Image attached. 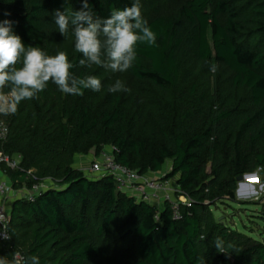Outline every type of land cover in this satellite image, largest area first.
<instances>
[{"label":"trees","instance_id":"16d2710c","mask_svg":"<svg viewBox=\"0 0 264 264\" xmlns=\"http://www.w3.org/2000/svg\"><path fill=\"white\" fill-rule=\"evenodd\" d=\"M133 2L89 5L107 18ZM164 2L142 7L157 41L139 44L134 67L120 73L134 87L127 99L108 91L100 66L80 68L73 37L58 32L55 10H79L81 0H0V20L13 21L26 46L64 51L76 75L102 82L101 91L82 96L49 82L15 115L1 116L9 130L3 152L21 157L13 186L29 187V170L53 185L32 202H14L11 239L0 255L35 254L40 264H264V240L212 212L236 202L238 177L264 173V0H186L146 15ZM104 147L139 176L158 174L169 161L164 180H174L188 201L182 218L173 220L166 203L159 208L117 191L110 176L90 178L74 166L75 156H99Z\"/></svg>","mask_w":264,"mask_h":264},{"label":"clouds","instance_id":"9594fccd","mask_svg":"<svg viewBox=\"0 0 264 264\" xmlns=\"http://www.w3.org/2000/svg\"><path fill=\"white\" fill-rule=\"evenodd\" d=\"M81 5L79 10L66 7L53 14L60 35L67 38L71 34L75 51L82 54L80 68L96 65L113 73H123L134 67L139 44H156L157 34L144 18L140 0L123 9H112L107 18L95 15L89 0H81ZM12 25L11 20H0V116L15 115L22 102L37 99L49 82L65 95L82 96L84 90L101 91L99 77L73 72L77 65L69 60L66 52L49 55L39 46H26ZM108 91L117 93L127 89L117 79ZM0 239H11L7 225H0ZM214 244L218 252L226 253L223 240L216 238ZM0 264H40V257L32 254L9 260L0 255Z\"/></svg>","mask_w":264,"mask_h":264},{"label":"built area","instance_id":"2783aa9c","mask_svg":"<svg viewBox=\"0 0 264 264\" xmlns=\"http://www.w3.org/2000/svg\"><path fill=\"white\" fill-rule=\"evenodd\" d=\"M8 133V126L0 116V225H7V229L10 219L7 200L12 192L13 186L10 176L20 168L21 163L20 156L15 155L10 157L3 152ZM110 150L111 152L109 154L101 152L94 159L90 169L86 171L87 174L92 175L90 178L110 176L114 180L117 191L127 195H133L139 201L147 204L154 203V201L160 199L162 204H168L173 220H180L182 218L180 207L181 205L187 204L188 201L173 181L164 180L165 176L157 178H153L151 175L139 176L137 172L118 165L114 158L115 149L110 148ZM26 180L30 185L26 187V191L21 199L30 202L33 201L36 195L46 191L53 185L50 179L37 180L33 170L26 171ZM177 193H180V195L176 196ZM182 197L186 200L181 201ZM8 241L0 239V244H5ZM14 257L19 259L23 256L20 254L17 256L15 254Z\"/></svg>","mask_w":264,"mask_h":264},{"label":"rangeland","instance_id":"374dc122","mask_svg":"<svg viewBox=\"0 0 264 264\" xmlns=\"http://www.w3.org/2000/svg\"><path fill=\"white\" fill-rule=\"evenodd\" d=\"M185 1L186 0H165L160 6H157L155 9H150L146 15L148 17H153L158 14H165L180 6ZM140 3L142 7L144 6L146 8L149 0H140ZM148 8L151 7L148 6ZM101 72L105 75V85L107 89L117 79H120L127 91L117 92L116 94L123 95L127 99L131 96L134 87L130 78L118 72L113 73L111 70H106L103 67H101ZM102 152L109 154L111 150L109 147H104ZM96 157L94 150L89 151L84 156H75L74 166L82 170L87 177H90L92 175L87 174L86 171L90 169ZM169 167L170 162L167 161L163 165L160 173L151 176L153 178L166 177L169 172ZM254 175V179H243L242 184H237L235 203L227 202L226 204H218V206L212 208V212L216 220L223 221L226 225L232 226L237 231L243 232L256 240H264V173H262L261 170H257ZM172 181L174 182V180ZM26 187L27 186L23 184L16 187L12 186V192L7 200L9 211L14 202L21 199L26 191ZM179 195L180 193H177L176 196ZM185 200L184 197L181 198V201ZM150 205H157V207L161 208L162 202L160 199H157L154 203H150Z\"/></svg>","mask_w":264,"mask_h":264},{"label":"water","instance_id":"95a60500","mask_svg":"<svg viewBox=\"0 0 264 264\" xmlns=\"http://www.w3.org/2000/svg\"><path fill=\"white\" fill-rule=\"evenodd\" d=\"M247 178H255V175L254 174H247V175H244V176H240V177H238L237 178V182L239 183V184H242V181H243V179H247Z\"/></svg>","mask_w":264,"mask_h":264},{"label":"crops","instance_id":"0c3cea01","mask_svg":"<svg viewBox=\"0 0 264 264\" xmlns=\"http://www.w3.org/2000/svg\"><path fill=\"white\" fill-rule=\"evenodd\" d=\"M172 181V180H171ZM174 183H175V181H174Z\"/></svg>","mask_w":264,"mask_h":264}]
</instances>
